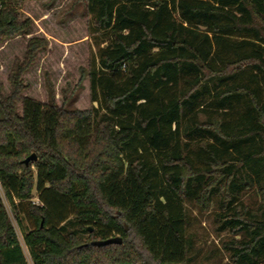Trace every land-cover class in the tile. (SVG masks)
Wrapping results in <instances>:
<instances>
[{
  "label": "trees",
  "instance_id": "16d2710c",
  "mask_svg": "<svg viewBox=\"0 0 264 264\" xmlns=\"http://www.w3.org/2000/svg\"><path fill=\"white\" fill-rule=\"evenodd\" d=\"M24 1L0 0V46L33 33ZM79 1L105 37L89 63L92 106L24 94L45 37L15 59L8 94L0 82V185L17 222L34 223L33 263L185 264V203L216 200L232 262L264 264V0ZM253 187L259 213L242 202ZM70 216L88 238L65 234ZM0 264H28L1 193Z\"/></svg>",
  "mask_w": 264,
  "mask_h": 264
},
{
  "label": "rangeland",
  "instance_id": "374dc122",
  "mask_svg": "<svg viewBox=\"0 0 264 264\" xmlns=\"http://www.w3.org/2000/svg\"><path fill=\"white\" fill-rule=\"evenodd\" d=\"M50 2L51 0H26L20 5L23 14L34 21V30L30 35L8 39L0 46V82L3 92L8 94L11 90L9 73L15 59L24 57L29 38L45 37L48 40L47 49L38 54L35 63L24 74V94L44 103L54 98L59 105L64 102L68 109H88L92 106L89 63L97 56L102 43H105V37L101 33L89 32V16L84 13L79 0ZM192 144L193 147L196 146V143ZM34 171L36 173L35 167ZM0 193L27 263L34 264L23 238L25 231L31 230L34 223L22 214V224H19L1 185ZM31 201L33 204H42L36 190ZM242 202L253 213H259L263 209L262 198L255 187L245 191ZM185 205L189 215L187 234L191 245L190 259L185 264H235L225 247L233 236L218 228L216 213L219 209L216 200L207 210L197 206L192 200H187ZM64 225L65 234L75 232L84 239L89 236L88 232L80 229L75 216H70Z\"/></svg>",
  "mask_w": 264,
  "mask_h": 264
},
{
  "label": "water",
  "instance_id": "95a60500",
  "mask_svg": "<svg viewBox=\"0 0 264 264\" xmlns=\"http://www.w3.org/2000/svg\"><path fill=\"white\" fill-rule=\"evenodd\" d=\"M37 159V154L36 153H32L31 155H29L24 162L26 164L30 163L31 161H35ZM123 239L121 236H113L111 238L105 239V240H95L93 242L94 245L97 246H101V245H107V244H111V243H122Z\"/></svg>",
  "mask_w": 264,
  "mask_h": 264
}]
</instances>
